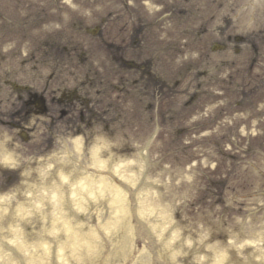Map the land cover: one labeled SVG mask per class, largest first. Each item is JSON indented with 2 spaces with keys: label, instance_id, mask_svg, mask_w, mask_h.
I'll use <instances>...</instances> for the list:
<instances>
[{
  "label": "rangeland",
  "instance_id": "rangeland-1",
  "mask_svg": "<svg viewBox=\"0 0 264 264\" xmlns=\"http://www.w3.org/2000/svg\"><path fill=\"white\" fill-rule=\"evenodd\" d=\"M0 114V264H264V0H0Z\"/></svg>",
  "mask_w": 264,
  "mask_h": 264
},
{
  "label": "bare ground",
  "instance_id": "bare-ground-1",
  "mask_svg": "<svg viewBox=\"0 0 264 264\" xmlns=\"http://www.w3.org/2000/svg\"><path fill=\"white\" fill-rule=\"evenodd\" d=\"M10 158L11 157H9V156L4 157L2 163L3 164H6L5 161L6 160H9L10 161ZM93 165L95 166L94 167L95 169L96 168L97 169H100L103 166V162L100 159H98V158L95 157L94 158ZM39 176H43V174L40 173ZM59 178H60V180H63L62 174H59ZM73 181L74 182H73L72 185L75 186V188H73L74 191H77L78 188L79 189H82V188H85V187H88L89 188L90 185L92 184L91 182L93 181L94 184L97 183L95 186L100 191H107L106 189H108V190H111V191L113 190L114 192H117V190H115L109 183H107L106 179L104 177H102L101 175L98 176L96 179L89 178V177H86V176L85 177H80V178L77 177ZM59 187L60 186H53V187L50 188L49 194L51 196V199L53 201V204L60 202V196H59V193H58ZM36 203H38V200L35 202V204ZM4 210H2L0 212V218L2 216H4ZM24 211L25 210L22 208V205L21 204H18V205H16L15 208L12 209L10 215H12V217H15V218L18 219V218H21L23 215L27 214ZM116 212H119L118 209L116 210ZM12 217L10 218V221L11 222H13ZM110 223H112V222H110ZM0 224H2V222ZM0 227H1V225H0ZM7 227L10 228V231L12 233V236H11L12 237V240H9V242H13L14 245H17V248H18V250L20 252H23V253L24 252H27V251L29 252L32 249L33 246L32 245H27L22 240L21 235H20V232L17 230L18 228L16 227L15 223H13V224L12 223H9L7 225ZM68 229H70V228L65 227V230H68ZM73 235H76V234L73 233ZM70 238L71 239H69V241H70L69 242V246L70 245H75V244H77V242H79L81 240L80 238H75L73 236L72 237L70 236ZM40 245H42V242L40 243ZM62 246H63V244L59 243L57 249H59V251H61L62 250ZM33 249H34V247H33ZM121 254H123V252ZM57 258H59L58 260H63V256H61V257L59 256ZM0 259H2L3 261L9 260L10 262L14 263L13 262L14 261L13 258L9 257L8 255H5L2 252H0ZM26 260H27L26 263H28V264H35L36 263L35 259H33V258L31 260L28 259V258H26Z\"/></svg>",
  "mask_w": 264,
  "mask_h": 264
}]
</instances>
